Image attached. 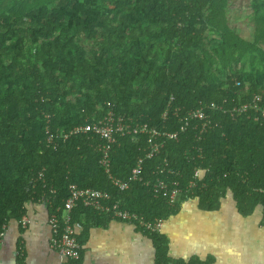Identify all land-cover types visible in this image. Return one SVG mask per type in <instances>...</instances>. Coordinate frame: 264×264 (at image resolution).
<instances>
[{
    "label": "trees",
    "instance_id": "trees-1",
    "mask_svg": "<svg viewBox=\"0 0 264 264\" xmlns=\"http://www.w3.org/2000/svg\"><path fill=\"white\" fill-rule=\"evenodd\" d=\"M230 1L0 0V233L10 219L21 220L30 203H44L60 228L71 225L82 246L93 227L112 221L82 198L65 213L73 184L120 198L100 165L97 138L86 132L66 137L68 129L108 110L160 131H180L190 122L154 158H147L146 131L124 136L113 148L119 178L141 158L146 174L158 164L171 169L152 179L180 180L173 203L137 181L122 195L139 215L129 226L150 239L155 264L212 263V257H173L167 235L145 225L166 222L189 198L212 212L230 196L236 213H262L264 220V118L206 108L223 127L201 140L192 127L198 121H191L193 109L230 101L239 90L234 104L257 93L264 107V0L251 1L249 38L229 25ZM196 166L207 173L187 189Z\"/></svg>",
    "mask_w": 264,
    "mask_h": 264
},
{
    "label": "crops",
    "instance_id": "crops-1",
    "mask_svg": "<svg viewBox=\"0 0 264 264\" xmlns=\"http://www.w3.org/2000/svg\"><path fill=\"white\" fill-rule=\"evenodd\" d=\"M225 201L219 210L207 212L197 200H189L166 220L163 233L173 257H212L211 264H264L263 214L242 216L236 213L233 200ZM24 216L29 219L26 226L25 217L23 222L10 219L3 226L0 264H155L150 239L128 224L111 221L93 227L82 260L71 262L51 247L44 203H30Z\"/></svg>",
    "mask_w": 264,
    "mask_h": 264
},
{
    "label": "clouds",
    "instance_id": "clouds-1",
    "mask_svg": "<svg viewBox=\"0 0 264 264\" xmlns=\"http://www.w3.org/2000/svg\"><path fill=\"white\" fill-rule=\"evenodd\" d=\"M247 37L249 38L250 36H247ZM239 94H240V90L236 93V96L238 97ZM252 96H253V99L256 96L261 97L257 93H253ZM237 97H233L230 101L228 98H223V100L220 102L211 101L209 104H208V102H206L205 104L203 103V105H201L200 107L193 109L191 121H193V122L198 121V123L192 124V127L197 130V132H195V137L197 140L203 139L205 134L209 130L215 129L216 127H223V125H221L220 121L215 120L210 113L205 111L206 108H210V109H212L214 111H218L220 113L229 114L232 117L235 116V112H237V111L238 112H247V115L252 117V119H254L255 121H260L261 119L264 118L260 115L259 118L256 119L255 112L254 111L250 112L249 109L246 111H242V110L236 111L235 108L240 109V107H242L244 104L250 103L253 101V100H250V101L243 102V103L236 105V104H234V102L236 101ZM261 102H262V97H261V101L259 103H261ZM109 114H110V111L108 110L107 113H105L102 117H99L98 119L93 118V120H90L89 122H87L85 124L75 125L72 129H68L66 131V137L70 134L76 135L75 133L86 132L88 134H92L93 136H95L97 138L96 150L100 154V165L103 168L104 172L107 174L108 180L111 182L112 186L117 188V192L120 195V198L113 201V199L111 198V194L108 191H105L102 189L101 190L96 189V190L104 191V192L110 194L109 199L108 198L102 199V201L100 199L101 204L104 207H109V210L102 209V208H100L98 210L100 211V213H106V214L110 215L112 221L121 222V223H125V224L129 225V221L131 219H138L139 215L137 214V212L131 211L130 209H128L125 206L126 200H125L124 196H122V195L124 194L125 191L131 190L134 187L133 181L141 182L142 185L150 187L152 192L154 193V195H156V196L161 195L163 197H167L170 200V202L173 203L174 201L179 199V194L181 191L179 188L180 180L173 177V180L171 182H167L164 179H161L159 176L155 177V179H152V176H155L158 173H163V172L164 173L165 172L171 173V169L167 168L168 166L165 167V166H162V164H158V165H156V168L153 171H151V174H146V173H144L145 167H144L143 160L141 158H139L137 160V162L135 163V166H133L131 168V170L128 173L127 178L126 177L119 178L120 176L117 175V173L114 170V166H113V161H112L113 148H114V146H121L122 139L125 138L124 136H127L128 134L115 133L113 135L115 138V141L111 142L108 140L107 137L102 136L100 133L95 132L93 129V125H95V124L99 125L103 120H105L109 116ZM118 116H122V115H118ZM127 121L129 123H131L132 126H136L138 124V123L134 122L129 117H128ZM80 125H82V126H80ZM88 125H90L92 128L89 130H85L86 126H88ZM139 125H141V127L144 126L142 124H139ZM188 125H190V122H187L186 125L182 126L183 128L180 131H176V130H174V131H160V130L155 129V128L149 129V128L145 127L143 132H138L135 134V136H138V134H141V133L143 134L144 131H146V135H147L146 136L147 137L146 147H147V150L149 152V154L147 155V158H152V157L154 158L157 155L161 154V151L165 147V144L167 141L177 140V139H179V137L182 134L186 133L185 130L188 127ZM79 128H81L82 130L75 132V130L79 129ZM152 130H155L156 133H153ZM173 133H176L177 136L170 138L168 136V134H173ZM151 137H152V141H149V138H151ZM197 157H199L200 159H203L204 158L203 152L200 151L199 153H197ZM163 165H168V163L164 160ZM148 171H150V170H147L146 172H148ZM206 173H207L206 170H204L201 166H196L194 168L192 176H190L189 181L185 185V187L187 189H193L194 187H196L197 181L200 182L203 179V177H205ZM148 175H151V176H148ZM118 182L125 183L126 187L123 189L120 188V185ZM204 183L205 182H201V184H203V186L205 185ZM71 186H70V189H71ZM67 199L65 201V204L67 202ZM111 199H112V201H111ZM196 199L197 198H191V199L189 198L187 201L196 200ZM114 206H116V208H114ZM62 211H63V208H62ZM24 217L25 216H23L21 219L22 222H23ZM48 224L50 225L49 218H48ZM26 225H24V226H26ZM145 225L148 228L150 226H152L153 230H155V231H163L165 222L163 220H161V218H156L152 223H146ZM50 227H51V225H50ZM132 229L134 230L135 227L133 226ZM134 231H136V230H134ZM0 234H1V237H0V244H1V238L3 236V232H1ZM83 248H84V245L83 246L81 245V250ZM78 260L67 259V261H75V262Z\"/></svg>",
    "mask_w": 264,
    "mask_h": 264
},
{
    "label": "built area",
    "instance_id": "built-area-1",
    "mask_svg": "<svg viewBox=\"0 0 264 264\" xmlns=\"http://www.w3.org/2000/svg\"><path fill=\"white\" fill-rule=\"evenodd\" d=\"M261 97L256 96L252 102L244 104L240 109L235 108V110H252L255 113H259L255 115L256 119L261 115L264 117V107L260 105ZM92 127L90 125L86 126L85 130H89ZM93 129L95 132L100 133L102 136L107 137L109 141H115L114 134H136L138 132H143L145 126L137 124L136 126H132L131 123L127 121L124 116L115 117L112 112H110L109 116L103 120L99 125H93ZM82 130L81 128L76 129L75 132ZM153 133H156L155 130H152ZM170 138L176 137L177 134H168ZM149 141H152V137L149 138ZM142 161V160H141ZM120 188H125L126 184L118 182ZM82 198L86 205H92L97 209H106L109 210V207H104L100 199H109L110 194L99 191L93 188L86 189H77L75 185L71 186V195L67 199L65 213H69L70 209L75 205L76 199ZM116 208V206H114ZM59 209H57L58 211ZM68 221V217H67ZM29 222L28 218H24V225ZM49 223L51 225L53 234L51 236V247L57 250L63 257L72 260H78L81 256V244L77 240L75 235V229L67 224L63 228H60L58 223V217L53 214L49 219ZM67 223V222H66ZM1 237V234H0Z\"/></svg>",
    "mask_w": 264,
    "mask_h": 264
},
{
    "label": "rangeland",
    "instance_id": "rangeland-1",
    "mask_svg": "<svg viewBox=\"0 0 264 264\" xmlns=\"http://www.w3.org/2000/svg\"><path fill=\"white\" fill-rule=\"evenodd\" d=\"M252 0H232L227 7L229 25L244 36H252L254 21L252 18ZM229 196L226 203L231 201Z\"/></svg>",
    "mask_w": 264,
    "mask_h": 264
}]
</instances>
